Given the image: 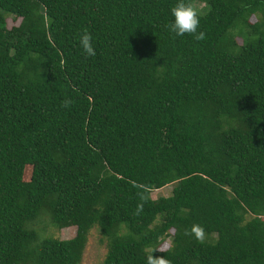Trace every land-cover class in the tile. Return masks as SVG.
<instances>
[{
  "label": "trees",
  "instance_id": "obj_1",
  "mask_svg": "<svg viewBox=\"0 0 264 264\" xmlns=\"http://www.w3.org/2000/svg\"><path fill=\"white\" fill-rule=\"evenodd\" d=\"M191 2L202 41L176 0H0V264H79L93 227L99 264H264V0Z\"/></svg>",
  "mask_w": 264,
  "mask_h": 264
},
{
  "label": "clouds",
  "instance_id": "obj_2",
  "mask_svg": "<svg viewBox=\"0 0 264 264\" xmlns=\"http://www.w3.org/2000/svg\"><path fill=\"white\" fill-rule=\"evenodd\" d=\"M172 21L167 25V28L177 36L185 34L191 35L196 41H202L206 38L204 31H198L200 26V17L203 14L202 10H198L191 0H176V3L169 9ZM79 46L83 50L85 57L96 55L92 34L85 28L77 36ZM73 103L71 97H65L61 101V106L68 108ZM140 202L137 203L135 215H140L144 210L145 195L138 193ZM184 234L192 235L201 243L205 240V229L199 224H192L190 229H186ZM146 264H170V261L163 255L158 254L156 250L146 256Z\"/></svg>",
  "mask_w": 264,
  "mask_h": 264
},
{
  "label": "rangeland",
  "instance_id": "obj_3",
  "mask_svg": "<svg viewBox=\"0 0 264 264\" xmlns=\"http://www.w3.org/2000/svg\"><path fill=\"white\" fill-rule=\"evenodd\" d=\"M197 7L202 6L200 3L199 5L195 4ZM250 20H254L252 16ZM18 23V19L14 20L8 17L6 19L7 27ZM239 41V40H237ZM170 190V185H166L160 189L152 190L150 195L152 198H155L159 195L166 196ZM39 224H36L38 227ZM41 226V225H40ZM75 231L74 226L64 227V228H54L45 224V231L44 234H48L50 237H55L58 239H67L73 236ZM106 252V240L105 238L99 233L96 227H93L89 230L87 235V240L81 255V260L79 264H99Z\"/></svg>",
  "mask_w": 264,
  "mask_h": 264
}]
</instances>
